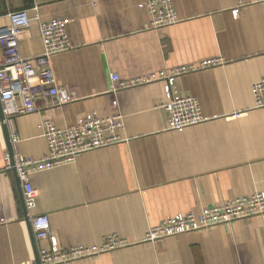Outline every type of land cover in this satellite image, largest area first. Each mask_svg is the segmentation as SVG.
I'll list each match as a JSON object with an SVG mask.
<instances>
[{
    "label": "crops",
    "instance_id": "obj_1",
    "mask_svg": "<svg viewBox=\"0 0 264 264\" xmlns=\"http://www.w3.org/2000/svg\"><path fill=\"white\" fill-rule=\"evenodd\" d=\"M148 1L50 0L36 10L34 0H0V34L12 12L25 10L42 22L68 20L73 45L52 59L72 102L15 118L22 155L47 153L45 120L66 128L92 113L124 117V142L32 176L34 214L48 216L62 249L99 245L113 234L131 244L73 264H264V215L145 241L165 217L264 193V108H255L251 91L264 78V3L174 0L179 22L150 29L152 17L141 7ZM20 53H42L37 21L20 36ZM217 59L224 63L176 77L178 92L196 99L206 119L183 132L168 130L159 108L163 81L110 91L112 74L128 80ZM7 151L0 121V264H23L50 244L36 241L20 181L5 171Z\"/></svg>",
    "mask_w": 264,
    "mask_h": 264
},
{
    "label": "built area",
    "instance_id": "obj_2",
    "mask_svg": "<svg viewBox=\"0 0 264 264\" xmlns=\"http://www.w3.org/2000/svg\"><path fill=\"white\" fill-rule=\"evenodd\" d=\"M47 1L50 0H34L35 9ZM250 3H264V0H250ZM141 7L152 17L148 25L150 29L169 27L179 22L174 0H151ZM238 14L239 10H235V17H238ZM9 18L10 27L0 34V100L11 146V153L7 151L5 154V171H15L20 181L24 205L30 215L29 221L36 241L50 244L49 249H39L36 260L23 264H73L105 252L128 247L131 244L127 239L113 234L105 237L99 245L89 247L79 245L62 249L53 235L48 216L34 214L38 192L32 184V176L74 163L86 152L124 142L118 133L124 130V117L117 114L101 118L92 113L77 124L66 128H59L50 120H45L41 127L48 145L47 153L41 159L22 155L19 149L22 139L16 129L15 118L63 107L72 102L68 89L60 85L54 75L52 59L56 55L72 50L73 45L67 32L68 20L42 22L38 15L31 18L25 10L12 12ZM33 21H37L39 25L42 53L26 59L20 53V36L31 27ZM223 63L222 59H217L190 69L149 73L128 80L112 74L110 91L118 93L121 89L163 81L165 96L159 108L168 114V130L183 132L186 128L204 123L206 119L196 99L178 92L176 77L181 73ZM251 91L255 108H264V78L254 82ZM259 215H264L263 192L239 197L200 212L165 217L159 225L149 229L145 241L156 243L177 235L211 230ZM4 223L6 224V221L0 220V225Z\"/></svg>",
    "mask_w": 264,
    "mask_h": 264
},
{
    "label": "water",
    "instance_id": "obj_3",
    "mask_svg": "<svg viewBox=\"0 0 264 264\" xmlns=\"http://www.w3.org/2000/svg\"><path fill=\"white\" fill-rule=\"evenodd\" d=\"M0 121H1V123H3V125L5 127V131L7 133V139H8V151L11 153V146H10L8 131H7V128H6V125H5V122H4V117H3V114H2V109L1 108H0Z\"/></svg>",
    "mask_w": 264,
    "mask_h": 264
}]
</instances>
